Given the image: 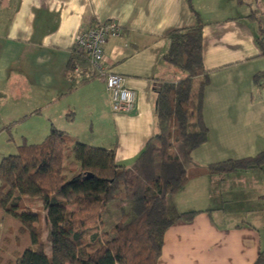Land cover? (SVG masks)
Instances as JSON below:
<instances>
[{"label":"crops","instance_id":"1","mask_svg":"<svg viewBox=\"0 0 264 264\" xmlns=\"http://www.w3.org/2000/svg\"><path fill=\"white\" fill-rule=\"evenodd\" d=\"M191 4L204 24L209 71L202 100L207 140L192 151V162L256 155L264 150V86L252 78L264 71L256 43L264 0ZM106 20L121 29L104 53L108 71L123 75L135 94L130 112L112 110L101 77L67 92L65 68L79 29ZM195 22L188 0H0V161L21 144L19 125L9 136L2 124L27 116L35 119L34 142L52 124L78 141L114 148L115 162L132 169L155 133V81L179 79L178 68L162 59L166 34ZM175 196L182 208L173 206L172 215L199 212L166 229L157 264H254L264 256L263 168L194 177Z\"/></svg>","mask_w":264,"mask_h":264},{"label":"trees","instance_id":"2","mask_svg":"<svg viewBox=\"0 0 264 264\" xmlns=\"http://www.w3.org/2000/svg\"><path fill=\"white\" fill-rule=\"evenodd\" d=\"M188 5L195 24L169 31L162 55L184 75L155 81V133L136 157L132 177L131 169L115 162L114 148L78 141L52 124L40 142L23 141L17 153L0 161V264H157L166 229L199 212L172 215L169 196L194 177L262 167L264 150L206 166L192 162V151L207 140L202 100L209 71L202 62L204 24L191 0ZM257 33L264 55V30L259 26ZM65 75L71 83L67 92L99 77L76 46ZM252 83L264 86V71L255 73ZM32 199L44 211L47 242ZM262 263L260 254L254 264Z\"/></svg>","mask_w":264,"mask_h":264},{"label":"built area","instance_id":"3","mask_svg":"<svg viewBox=\"0 0 264 264\" xmlns=\"http://www.w3.org/2000/svg\"><path fill=\"white\" fill-rule=\"evenodd\" d=\"M120 26L115 20L79 29L74 46L84 51L94 70L105 82L113 111L130 112L135 106V94L125 85L123 75L107 69L104 45L109 37L119 35Z\"/></svg>","mask_w":264,"mask_h":264},{"label":"rangeland","instance_id":"4","mask_svg":"<svg viewBox=\"0 0 264 264\" xmlns=\"http://www.w3.org/2000/svg\"><path fill=\"white\" fill-rule=\"evenodd\" d=\"M180 74L177 75L178 78H180L182 75H184V72H182L180 69H178ZM19 119V118H18ZM17 120V119H16ZM14 121V120H13ZM11 121V122H13ZM11 122H8V123H5V124H2V128L5 129L7 132H8V135L10 136L11 135V130L12 128L15 127V125H19V128H18V133L17 135L19 136L18 139H19V142L22 143L23 141H26L28 143H38L40 142L41 140H38V141H33V139H31V135H30V132L29 131H32V130H35L34 129V124H35V119L34 118H24L23 120L17 122V123H13L11 124V127L8 126V124H10ZM38 123V122H37ZM29 129V130H28ZM44 138V137H43ZM26 139V140H24ZM83 139V138H82ZM262 168L264 170V164L262 165ZM262 168H257L255 170H258L259 172L262 170ZM133 169L129 170L128 173H127V176L130 178L132 177V174H133ZM66 172V171H65ZM176 195V193L174 195H171L168 197V206H169V209L171 211V209L173 208V206H177L178 208L177 209H181L182 208V205L179 206V205H176L175 204V199H174V196ZM176 197V196H175ZM179 203V202H178ZM29 205L31 206V208L33 209H38L41 211V205H40V202L35 200V199H32L30 202H29ZM40 216H41V221H40V228L42 229V239L47 242V228L45 227V219H44V211H41L40 212ZM105 227V225H103ZM46 253H49V248L47 247L46 248Z\"/></svg>","mask_w":264,"mask_h":264}]
</instances>
